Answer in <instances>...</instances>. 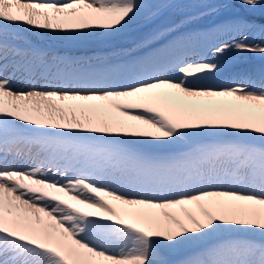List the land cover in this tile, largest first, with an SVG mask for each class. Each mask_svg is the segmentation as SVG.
Instances as JSON below:
<instances>
[{
    "label": "snow or ice",
    "instance_id": "6c2138e0",
    "mask_svg": "<svg viewBox=\"0 0 264 264\" xmlns=\"http://www.w3.org/2000/svg\"><path fill=\"white\" fill-rule=\"evenodd\" d=\"M0 264H264V0H0Z\"/></svg>",
    "mask_w": 264,
    "mask_h": 264
},
{
    "label": "bare ground",
    "instance_id": "6f19581e",
    "mask_svg": "<svg viewBox=\"0 0 264 264\" xmlns=\"http://www.w3.org/2000/svg\"><path fill=\"white\" fill-rule=\"evenodd\" d=\"M179 18H180V16L179 17H175V18L174 17H168V19L165 22H168V23H171L172 21L175 22ZM156 23L160 24V23H164V22H162V20H160V21H157ZM153 26H155V25L141 26V27L133 28V29L129 30V32H127L126 34L122 35L120 38H115V39H111V40L96 39V40L80 41V42H76V41L73 42L72 41V43H73L72 46H65V45H63V46L65 48H68V49L74 48L76 50H78V49H80L82 47H85L87 52L99 51L101 49L107 48L108 44L104 43L103 41H109L110 44H116V43H121V44L123 43L124 44L125 42H123V41H126V40L130 39L132 36L133 37L131 39L140 40V37H137L138 36V32H140V31L145 32L146 30L150 29ZM25 35L37 39V42H46L48 39H53V42H54V37L50 36V34L36 35V34L31 33V32H28V33H25ZM43 47H45V45H43ZM61 50L62 51H66V49H61ZM62 53H64V52H62ZM66 53H74V52L68 51ZM227 99H232V98H227ZM119 206L120 207H124V206H122L120 204H119ZM188 207L190 209H192L193 211H197V209L195 208L194 205H189ZM177 211H179V209H177Z\"/></svg>",
    "mask_w": 264,
    "mask_h": 264
},
{
    "label": "rangeland",
    "instance_id": "374dc122",
    "mask_svg": "<svg viewBox=\"0 0 264 264\" xmlns=\"http://www.w3.org/2000/svg\"><path fill=\"white\" fill-rule=\"evenodd\" d=\"M167 16H165L166 19ZM208 17L203 18L202 20H207ZM120 38V37H118ZM55 40H57L55 38ZM57 42H61L60 40H57ZM70 42V41H68ZM62 45V44H61ZM241 60V61H240ZM222 62H224L225 65V71H229L228 79L233 76L236 73H239L243 70H246V68L255 67L262 63L261 59L257 56H254L253 54H239V53H229L226 57L222 58ZM219 80V78H216ZM227 78H224L222 81L226 82L228 80ZM221 81V80H220ZM58 103L64 104V105H70V104H77V103H90V102H79V101H63ZM118 202V201H117ZM119 203V202H118ZM124 207H128L126 205H122Z\"/></svg>",
    "mask_w": 264,
    "mask_h": 264
}]
</instances>
